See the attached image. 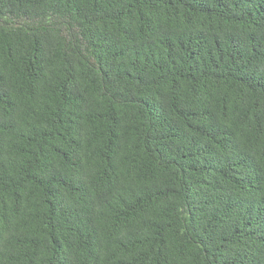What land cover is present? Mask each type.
I'll list each match as a JSON object with an SVG mask.
<instances>
[{
	"label": "trees",
	"instance_id": "obj_1",
	"mask_svg": "<svg viewBox=\"0 0 264 264\" xmlns=\"http://www.w3.org/2000/svg\"><path fill=\"white\" fill-rule=\"evenodd\" d=\"M0 264H264V0H0Z\"/></svg>",
	"mask_w": 264,
	"mask_h": 264
}]
</instances>
